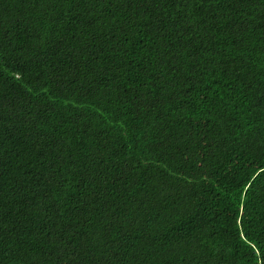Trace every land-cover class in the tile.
<instances>
[{"label":"trees","instance_id":"trees-1","mask_svg":"<svg viewBox=\"0 0 264 264\" xmlns=\"http://www.w3.org/2000/svg\"><path fill=\"white\" fill-rule=\"evenodd\" d=\"M0 264H264V0H0Z\"/></svg>","mask_w":264,"mask_h":264}]
</instances>
